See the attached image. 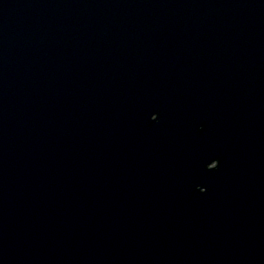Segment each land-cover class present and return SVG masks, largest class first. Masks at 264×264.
I'll list each match as a JSON object with an SVG mask.
<instances>
[{
  "label": "water",
  "instance_id": "obj_1",
  "mask_svg": "<svg viewBox=\"0 0 264 264\" xmlns=\"http://www.w3.org/2000/svg\"><path fill=\"white\" fill-rule=\"evenodd\" d=\"M0 264H264V0H0Z\"/></svg>",
  "mask_w": 264,
  "mask_h": 264
}]
</instances>
